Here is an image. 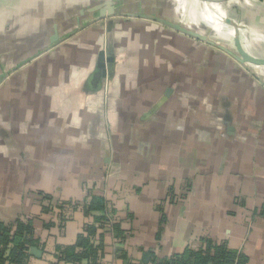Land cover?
Returning <instances> with one entry per match:
<instances>
[{
	"label": "crops",
	"instance_id": "crops-1",
	"mask_svg": "<svg viewBox=\"0 0 264 264\" xmlns=\"http://www.w3.org/2000/svg\"><path fill=\"white\" fill-rule=\"evenodd\" d=\"M108 1L118 15L99 19ZM255 2L0 0V223L30 221L28 264H67L55 255L79 235L97 252L81 264H148L204 239L264 264V65L227 52L237 38L264 59ZM94 198L110 214L86 215Z\"/></svg>",
	"mask_w": 264,
	"mask_h": 264
},
{
	"label": "trees",
	"instance_id": "trees-1",
	"mask_svg": "<svg viewBox=\"0 0 264 264\" xmlns=\"http://www.w3.org/2000/svg\"><path fill=\"white\" fill-rule=\"evenodd\" d=\"M84 207L86 215L90 212L104 213L105 211L110 214L107 203L101 198L92 199L91 203ZM111 227L115 235H122L120 224L112 223ZM87 229L89 234H94L96 231L93 226ZM75 243L57 251L55 256L59 262L81 264L83 260H95L97 252L89 244V239L79 235ZM34 244L30 221L23 222L17 219L13 224L0 223V264H28V250ZM77 247L79 251L76 250ZM122 260L124 261V257ZM148 264H247V257L231 249L225 241L215 242L204 239L202 245L197 248L187 249L182 254L171 257H153Z\"/></svg>",
	"mask_w": 264,
	"mask_h": 264
},
{
	"label": "water",
	"instance_id": "water-1",
	"mask_svg": "<svg viewBox=\"0 0 264 264\" xmlns=\"http://www.w3.org/2000/svg\"><path fill=\"white\" fill-rule=\"evenodd\" d=\"M114 3L112 1H108L105 4L100 6V15H99V19L105 18V17H111V16H115L118 15L114 8ZM129 14V13H128ZM93 21V19H92ZM95 21V20H94ZM173 29L180 31L182 33H184L185 35H187L188 37L205 43V44H209V45H214V43L209 39L208 35L206 34H199V33H195V32H191L188 30H184L178 26H173ZM235 47H236V52H237V56L235 54H232L231 52L227 51L232 57H234L239 63L241 64H253V65H264V59H255L252 58L251 56L247 55L243 49L241 48L238 39L235 38ZM97 66L100 69V71L102 72V75L105 74L106 72V67L109 63V59L105 57V55L102 53L101 56H99V59L97 61ZM5 77V74H3L1 76V80L2 78ZM29 254L33 255V256H39L40 255V251H38L35 247L30 248L29 250Z\"/></svg>",
	"mask_w": 264,
	"mask_h": 264
},
{
	"label": "rangeland",
	"instance_id": "rangeland-1",
	"mask_svg": "<svg viewBox=\"0 0 264 264\" xmlns=\"http://www.w3.org/2000/svg\"><path fill=\"white\" fill-rule=\"evenodd\" d=\"M258 0H256V2H257ZM255 2V3H256ZM258 3V2H257ZM249 73V72H248ZM203 120H206L207 121V128L208 129H210V130H213L214 129V124H213V121H212V119H207V118H204ZM117 123V122H116ZM197 123V121L195 120V119H193L192 120V122H188L187 123V128L188 129H190V130H188V131H193L194 129H195V124ZM124 124V123H123ZM123 124L121 125V126H123ZM173 124H175L174 122H173ZM177 127H178V124L176 125ZM115 125H114V131L116 130L115 129ZM118 132H119V130L121 129L120 128V125H118ZM124 130H127V129H124ZM128 132L129 133H132L133 132V127H132V125L130 124L129 125V129H128ZM124 144H126L127 146L126 147H129V148H131V147H133V145H131V141L130 140H125V143Z\"/></svg>",
	"mask_w": 264,
	"mask_h": 264
}]
</instances>
